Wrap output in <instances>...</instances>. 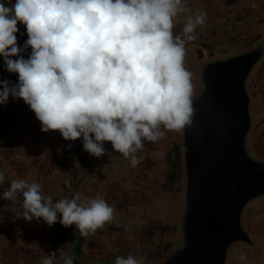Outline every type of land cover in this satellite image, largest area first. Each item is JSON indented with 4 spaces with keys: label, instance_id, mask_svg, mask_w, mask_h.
I'll use <instances>...</instances> for the list:
<instances>
[{
    "label": "clouds",
    "instance_id": "clouds-1",
    "mask_svg": "<svg viewBox=\"0 0 264 264\" xmlns=\"http://www.w3.org/2000/svg\"><path fill=\"white\" fill-rule=\"evenodd\" d=\"M186 0H0V58L18 82L0 80V105L11 96L29 106L41 132L82 140L94 157L104 143L138 164L145 141L181 130L193 113V74L185 67L186 43L195 40L206 13L193 14ZM187 13L181 34L174 19ZM18 23L27 39L17 44ZM31 49L27 58L23 53ZM5 179L0 170V183ZM22 196L26 221L75 226L88 236L113 218L105 199L44 196L41 185L14 179L6 200ZM56 252L41 264H54ZM63 264H74L65 256ZM114 264H145L143 257L117 256Z\"/></svg>",
    "mask_w": 264,
    "mask_h": 264
},
{
    "label": "crops",
    "instance_id": "crops-1",
    "mask_svg": "<svg viewBox=\"0 0 264 264\" xmlns=\"http://www.w3.org/2000/svg\"><path fill=\"white\" fill-rule=\"evenodd\" d=\"M185 6L193 14L206 13L205 24L196 29L197 38L186 43L184 63L193 74V99L203 89L199 75L205 63L225 59L239 49H264V0H212L211 3L186 0ZM211 9L217 17V26L209 37H204L202 31L212 19ZM186 17L187 13H180L174 19L175 27L184 26ZM233 17L237 20L235 26L229 23ZM26 39L27 34L18 36V46ZM30 51L23 53L25 58ZM1 75L13 84L18 82V75L6 71L2 58ZM11 105L12 116L0 117V170L5 175L0 183V264H7L5 255L11 246L33 249L32 256L22 264H41L42 258L51 252H56L54 264H63L65 256L72 257L74 264H114L117 256L125 255L131 232L145 227L148 230L152 225L156 227L154 235L149 236L140 251L152 252L155 250L152 244L159 243L167 245L168 251L173 249L179 239L181 191L177 184L174 192L167 193L162 186L170 168L166 154L178 141L180 130H166L153 148L145 145L137 152L139 162L133 167L128 158L114 151L110 142L104 143V155L94 157L83 149L80 138L67 141L58 131L41 132L40 122L23 100L11 97ZM142 160L149 164L146 174L139 173ZM14 161L22 167L20 172L15 169ZM17 178L39 183L42 194L52 196L53 201L63 197L71 199L77 192L82 197L103 198L114 208L113 218L88 236H82L74 225L62 226L59 220L52 226L38 219L26 221L17 215L21 211L22 196L18 193L16 200L3 197L11 181ZM134 178L140 183L143 195L133 204L114 206L101 191L94 189L95 185L104 187L112 183L129 187ZM6 223L11 224V230L4 229ZM255 228L251 232L253 237L247 231L251 244L230 246L225 264H264V231Z\"/></svg>",
    "mask_w": 264,
    "mask_h": 264
},
{
    "label": "water",
    "instance_id": "water-1",
    "mask_svg": "<svg viewBox=\"0 0 264 264\" xmlns=\"http://www.w3.org/2000/svg\"><path fill=\"white\" fill-rule=\"evenodd\" d=\"M263 53L256 47L202 67L203 89L182 128L183 244L161 264H225L231 245L251 244L241 216L250 201L264 196V162L246 150L251 128L246 82Z\"/></svg>",
    "mask_w": 264,
    "mask_h": 264
},
{
    "label": "rangeland",
    "instance_id": "rangeland-1",
    "mask_svg": "<svg viewBox=\"0 0 264 264\" xmlns=\"http://www.w3.org/2000/svg\"><path fill=\"white\" fill-rule=\"evenodd\" d=\"M256 48V47H255ZM254 48H250L248 50H251ZM246 50V51H248ZM245 51L243 49H239L236 51L230 52L227 58H230L232 56L241 54ZM224 60V59H222ZM206 64V63H205ZM0 80H9L7 77L4 75L0 76ZM199 80L201 81V75H199ZM246 89L249 94L250 98V105H249V113L251 117V128L249 131V134L246 139V150L248 155L257 161H262L264 162V157H258L254 154L253 148H252V141L257 134L264 130V53L262 58L257 62L255 65L254 69L250 73L247 82H246ZM202 91V90H201ZM200 92L194 96L196 98ZM193 98V99H194ZM192 99V100H193ZM180 133H182L178 137V141L181 143V149H182V143H183V132L182 129L180 130ZM175 143V142H174ZM173 168L170 167L168 169V172L172 171ZM167 172V174H168ZM173 182L169 183L167 185L162 186V190L164 192H174V186H177L179 188V191H181V209L182 212L180 214V229H179V239L177 243L172 247L173 249L169 251H164L161 253V255L156 254L154 255V251L152 252H145V253H138L136 257H143L145 260V264H161L166 260V258L169 256L168 253H172L182 247L183 240H182V234H181V222H182V217L184 213V208H185V189H186V175H185V168H184V163H183V155L181 159L177 162V166L175 167V174L173 176ZM165 184V183H164ZM178 190L175 191V193ZM257 206V207H256ZM260 212L256 213V210H260ZM256 214V215H255ZM241 225L244 229V231L247 233L250 232L251 236L253 237L252 233L255 231V227L261 228L262 231H264V196L258 197L252 201H250L244 208L242 216H241ZM254 226V228H253ZM253 228L254 230H252ZM155 232V231H154ZM248 234V233H247ZM150 235L147 232V236ZM154 235V233H153ZM249 235V234H248ZM149 238V236H148ZM262 238L264 239V236L262 235ZM251 240V239H250ZM255 244V243H254ZM153 247L156 246V244H152ZM262 247H264V244H262ZM262 249V248H261ZM150 253V254H149ZM231 253V252H230ZM260 254H263V250H259ZM158 255V256H157ZM157 256V257H156Z\"/></svg>",
    "mask_w": 264,
    "mask_h": 264
},
{
    "label": "built area",
    "instance_id": "built-area-1",
    "mask_svg": "<svg viewBox=\"0 0 264 264\" xmlns=\"http://www.w3.org/2000/svg\"><path fill=\"white\" fill-rule=\"evenodd\" d=\"M208 3H211L212 0H205ZM212 10V9H211ZM211 21L206 25L205 30L202 31V35L204 37H209L212 34L213 28L217 26V17L215 16V12L210 11ZM264 14V10H263ZM230 25H237V20L235 17L229 20ZM19 32L17 33V37L26 34V27L23 24L18 23L17 25ZM183 26L174 27L173 31L176 34L182 33ZM13 113V107L11 105V96L8 99L7 105H0V117L10 118ZM156 142H148L145 141V145L149 148H153ZM252 148L254 154L258 157H264V130L260 131L257 136L254 137L252 141ZM14 167L17 171H21L22 167L18 162L14 161ZM139 173L146 174L149 170L148 161L142 160L139 165ZM139 184L137 178L132 179L131 186L126 187L124 184L120 183H112L104 187H99L97 185L94 186V189L101 191L107 201L114 206H125L128 204H133L139 201L143 195V190L139 188ZM4 229L6 231L11 230V224L6 223L4 225ZM147 236V227L139 228L136 231L131 232L128 237L129 243L125 248V255H133L136 256L138 253H145L140 251L141 246L146 244L148 240ZM33 253V249L25 246H11L7 249L5 260L7 264H22L25 263ZM150 254V253H149ZM160 255V253H159ZM158 256V255H157ZM156 256V257H157Z\"/></svg>",
    "mask_w": 264,
    "mask_h": 264
},
{
    "label": "trees",
    "instance_id": "trees-1",
    "mask_svg": "<svg viewBox=\"0 0 264 264\" xmlns=\"http://www.w3.org/2000/svg\"><path fill=\"white\" fill-rule=\"evenodd\" d=\"M181 157H182L181 143L180 142H175V143L172 144L171 149L166 154V161L170 165V167L173 168V170L171 172L169 171L168 174L166 175V182H165L164 186L169 184V183H172L174 181L173 180V176L175 174V167L177 166V162L181 159ZM82 158H83V155L81 156V159ZM155 228L156 227L154 225L149 227L147 232L150 235H148V236L151 237L153 235ZM165 250L168 251L167 245H162V244L159 243V244H157L155 246V250H154L155 253H154L153 256H155L158 253H160V255H161V253H163ZM168 254L170 255L171 252L168 253Z\"/></svg>",
    "mask_w": 264,
    "mask_h": 264
}]
</instances>
